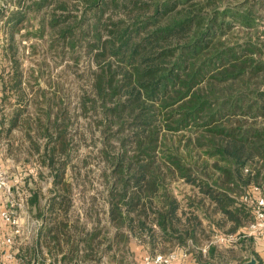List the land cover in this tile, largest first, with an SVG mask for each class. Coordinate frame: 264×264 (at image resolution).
<instances>
[{"label":"trees","instance_id":"obj_1","mask_svg":"<svg viewBox=\"0 0 264 264\" xmlns=\"http://www.w3.org/2000/svg\"><path fill=\"white\" fill-rule=\"evenodd\" d=\"M9 1L14 11L0 8L9 65L0 73V114L12 98L16 105L7 125L1 116L0 133L23 129L33 144V133L43 139L36 151L56 186L47 206L36 193L28 200L41 226L15 264H100L104 241L120 259L134 256V241L166 255L252 221L243 197L264 188V0ZM30 16L56 63L70 60L77 75L86 62L77 104L101 134L107 168L108 208L96 225L81 220L87 207L75 213L68 199L64 168L73 163L59 86L35 91L17 60L15 30ZM26 89L39 100L35 117ZM255 241L237 244L257 256ZM206 259L226 258L211 246Z\"/></svg>","mask_w":264,"mask_h":264},{"label":"rangeland","instance_id":"obj_2","mask_svg":"<svg viewBox=\"0 0 264 264\" xmlns=\"http://www.w3.org/2000/svg\"><path fill=\"white\" fill-rule=\"evenodd\" d=\"M1 7H7V13L15 10V5L10 1L6 2V0H0ZM261 11L264 14V9ZM15 31L14 41L17 42V60L21 62L23 78L27 80L28 76L32 75L29 79L32 83L31 85L35 87V91L36 88L47 92H50L51 89L56 91V86L53 85L59 86L60 93L57 92V94L59 97H62L63 106L67 108V114L62 117L64 120L61 118L60 123L65 124L69 137L68 152L72 158L69 162L74 164H67L64 168V179L70 185V192L67 194L68 199H71L73 204L72 209L75 213H82V209L87 207V217H83L81 220L85 221L87 226L91 224L96 225L95 220L97 218H101L103 221L105 220L108 208L106 202L107 189L105 188L107 168L105 160L100 155L102 147L101 134L95 127L94 122H92L91 119L93 118L91 115H83L77 104L79 89L81 90L86 84L84 79L80 80L78 78V75H82V78L84 77L83 72L86 68V62L83 61L77 67V75L74 74L75 69L71 66L72 62L70 60L56 63L58 61L52 59L47 51V44L45 42L46 34L45 32L41 33L39 18L34 16L28 17L25 22L18 25ZM0 36L1 73L2 70L7 72L9 65L7 61L2 59L1 51L6 42L2 30L0 31ZM35 91L30 92L28 89L25 90V93H27L30 99L28 111L32 114V117L36 116V108L33 103L39 101L34 100ZM15 105V100L12 98L5 113L0 114V120L2 116L6 125L7 121H9L6 115L9 116L11 111H14ZM16 107L18 108L19 106ZM68 119H70L69 124L67 122ZM26 135L23 129H14L9 133H0V164L5 171L8 182L13 184L14 181H18L16 184L17 189L16 187L13 188V201L15 203L25 201L28 206V200L36 193L40 195V205L44 207L47 206L49 199L56 190L52 176L55 172L53 169L42 165L39 160V153L36 149L40 148L42 151L44 140L33 133L35 138V144H33ZM30 209H28V212L31 219L40 222L41 220L36 217L35 209ZM81 220L79 222L80 224L82 223ZM72 221L74 222L73 219ZM35 228L34 225L33 229ZM104 233H108L107 228H104ZM106 237L108 238V236ZM210 240L203 242L201 247L209 243ZM16 242L20 247H30L32 246L33 239L22 236ZM102 243L101 247L107 249V251L103 254L100 264H138L141 255L147 253L142 245L136 244L134 241L130 245L134 256L128 252V254H124V257L120 259V253L113 249L108 251V243L106 241ZM237 243L228 248L217 247L219 253L226 258L224 262L222 261V264H239L241 261H247L253 256L251 252L240 250L239 244ZM254 243L253 252L256 250ZM135 247H141L143 250L138 255H135ZM133 248L134 250H132ZM113 255L116 258L119 257L117 259L112 258ZM206 256L200 260L203 264L207 262ZM253 257L258 264H261L262 261L258 255ZM197 258L200 259L199 257Z\"/></svg>","mask_w":264,"mask_h":264},{"label":"built area","instance_id":"obj_3","mask_svg":"<svg viewBox=\"0 0 264 264\" xmlns=\"http://www.w3.org/2000/svg\"><path fill=\"white\" fill-rule=\"evenodd\" d=\"M17 183L18 181H14L13 184L8 182L5 171L0 164V196L3 199L0 219L9 228V234L2 240V245L5 247L13 246L15 238L36 236L41 226L40 222L31 219L25 201L22 203H15L13 201V188L16 187L17 189ZM252 194L257 195V199L254 201L251 200ZM243 202L252 208V221L237 233L231 235H213L209 243L198 249H194L190 245L187 248L177 249L166 255L151 256L144 253L141 255L138 264H180L188 259L192 260V264H201L194 259L193 253H199L202 257H205L210 246L232 247L245 237H253L256 240L261 239L264 241V188H253L251 193L243 197ZM34 225L35 229H33ZM15 254V252H10L6 257L12 260Z\"/></svg>","mask_w":264,"mask_h":264},{"label":"crops","instance_id":"obj_4","mask_svg":"<svg viewBox=\"0 0 264 264\" xmlns=\"http://www.w3.org/2000/svg\"><path fill=\"white\" fill-rule=\"evenodd\" d=\"M1 31V30H0ZM0 40H1V36H0ZM3 204V199L0 196V210ZM29 209V208H28ZM29 211V210H28ZM9 234V228L1 221L0 219V264H15L16 263V256H14V258L12 260L8 259L6 257V255L10 252L12 253H19V249L21 248L20 246H18V243L16 242L20 240V238H15L14 240V244L11 247H5L2 245V240L5 236H7ZM38 233L36 236H26L25 238H32L33 241H35L37 239ZM255 252L257 253L259 259H261V264H264V241L261 239H258L255 241ZM139 249V250H138ZM134 250V248L132 249ZM138 250V252H137ZM143 250L141 247H135V255H138V253H140V251ZM15 254V255H16ZM43 254H45V252L43 251ZM137 257V256H135ZM180 264H192V260L188 259L185 260L183 262H181Z\"/></svg>","mask_w":264,"mask_h":264},{"label":"water","instance_id":"obj_5","mask_svg":"<svg viewBox=\"0 0 264 264\" xmlns=\"http://www.w3.org/2000/svg\"><path fill=\"white\" fill-rule=\"evenodd\" d=\"M242 264H258L256 259L252 256L249 260L243 262Z\"/></svg>","mask_w":264,"mask_h":264}]
</instances>
